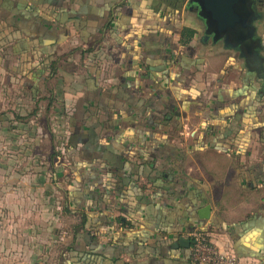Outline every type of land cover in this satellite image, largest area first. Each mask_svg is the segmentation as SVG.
I'll return each instance as SVG.
<instances>
[{
	"label": "crops",
	"instance_id": "0c3cea01",
	"mask_svg": "<svg viewBox=\"0 0 264 264\" xmlns=\"http://www.w3.org/2000/svg\"><path fill=\"white\" fill-rule=\"evenodd\" d=\"M248 6L239 40L231 31L206 37L205 19L189 0H0V107L17 100L24 78L50 70L43 60L54 59L55 74L39 81L67 71L74 88L62 153L71 158L67 187L56 177L59 164L44 167L35 143L24 150L30 167L16 174L5 147L11 137L0 125V251L37 264L65 236L56 264H193L180 238L191 244V233L201 231L239 264H264V74L247 64L264 66V0ZM183 28L196 34L188 45L182 36L181 46ZM81 74L101 78L78 85L73 77ZM35 82L33 96L41 88ZM95 87L96 96L87 95ZM177 104L182 124L162 115ZM193 108L198 124L190 130ZM3 110L2 125L28 115ZM194 156L209 158L192 163ZM11 182L18 183L13 192ZM44 186L55 193L44 197ZM78 211L86 223L76 235ZM63 214L77 220L60 237L57 223L52 230L44 220Z\"/></svg>",
	"mask_w": 264,
	"mask_h": 264
},
{
	"label": "rangeland",
	"instance_id": "374dc122",
	"mask_svg": "<svg viewBox=\"0 0 264 264\" xmlns=\"http://www.w3.org/2000/svg\"><path fill=\"white\" fill-rule=\"evenodd\" d=\"M76 58H78V60L76 59L77 62L80 63V60H79L80 56L79 57L76 56ZM87 63L93 64L94 61L88 60ZM247 64L254 67L257 71H259V73L263 72L262 74H264V66L261 65L258 60L247 59ZM90 66H88L89 67L88 71L92 70ZM63 73L65 74V76L63 77L58 76L56 80H54L53 82L49 84H45V83L43 84V81L42 80L39 81L37 77H32L31 78L32 80L24 78L23 81H20V84L22 83L21 86L24 87L23 90L21 91V93H16L17 100H15V98H12L11 99L12 105L9 108H5V110H3L2 107H0V113L2 110L6 112V111H9L10 109L11 111L14 109V110H19L23 114L30 115L36 109L35 108L36 102L33 100V94L35 90L31 91V88H32L31 81L34 80L36 81L35 83H39V86L41 87L40 89H38L40 90V97L41 96L49 97L51 94L47 90L52 86L56 88V93L54 94V96H56L57 100H55L54 102H57V106L51 107V109L47 111L45 107L48 101L43 100L42 103L40 104V107L42 110L38 113L39 116L37 118L32 116L28 118L26 122H22L19 120H8L6 118L4 125H2L3 123L0 120V125L4 127L3 129L6 132H8L11 137L8 140L9 145H5V147L6 148L8 147L9 149H11V152L9 154H11V161H12L11 163H12L13 171L16 172V174H19L21 173V171L18 168H21V170H23V168L30 167V165L26 166L25 163L27 161H32V156L24 155V150L29 149V148H34L32 147V144L34 143L38 144L39 145L38 147H40L41 152H42V161L45 162L44 167L49 165L50 160H52L56 164H59V169H58V172L56 173V177L58 178V181L60 185L62 186V188L67 187L68 184H70L65 178V175L67 173L65 169L66 167L65 165L68 166L67 163L68 161L71 160V158L69 156L62 155V153L64 152L65 148L68 149V147H65L67 143L66 137L69 134L68 119L73 109L72 104L69 101V100H72L70 99L71 94L69 93H72L74 90V88L72 87L70 83L72 76H70V74H68L67 71H63ZM97 77L101 78L100 75L96 77L87 78L86 75L81 74V75L74 76L73 79L75 80L73 82L77 83L78 85H80V83L85 84V85H89V84L91 85L92 82L95 83L97 81ZM88 79H90L91 81H89ZM139 79H142V77L141 76L137 77L135 82L136 83L138 82V84H139ZM176 86L177 85L173 87L175 91L174 94L175 96L177 95L179 97L182 92V87H176ZM33 87L35 89L37 85L35 86L33 85ZM99 87L100 86L98 84V87H97L98 91H99ZM95 89L96 87L93 88V90L87 95L92 94L94 91L95 96H96ZM12 93L10 94L12 95ZM115 110H118V109H114L113 111H110V112L114 114ZM168 110L172 112L173 116L177 119V121L179 122L182 121L181 119L182 118V108L179 107L178 104L176 106L175 105L170 106ZM194 111H195L194 108L188 109L187 121L191 122V126L190 128H188L190 130L193 129L194 126L198 124V123H195L196 115L194 114ZM125 113L128 114L127 111ZM8 115L12 117L13 119L14 116L10 112H8ZM114 121L115 119L111 121V124H113ZM187 137H188L187 145L190 146L191 148L195 147L194 140L190 138V135ZM174 143L181 146L182 143L180 141V136L175 138ZM20 149L23 150V152H20ZM206 156H203V158L194 156L191 158V162L192 163L195 162V159L197 162H199L200 159L203 162H207L209 157H206ZM24 157L27 158V161L23 159ZM1 158L3 157L0 156V160ZM14 163L16 165H13ZM47 177H48V182L50 183L51 178H50L49 172L47 173ZM16 185H18L17 182L10 183L12 192L14 188H18L16 187ZM50 193L54 194L55 192L54 190L51 191L50 189H46V186H44V192H43L44 197H50ZM58 197H60V201L62 202L64 199L63 191L59 190ZM52 206L53 204H49V205H45L44 208L52 207ZM54 211L56 210L54 209ZM54 211L51 212L50 214H53ZM72 220H77V219H73L72 217H68L63 214L62 216H60L59 218H56L55 220H53V218L44 220V223L47 222L49 224L48 225L49 228L53 227L52 230H54L55 226L51 225V223L52 222L57 223V228L60 227L62 229L60 237H63V234L66 235L67 223H71ZM2 228H3V222L0 216V230H1L0 239L1 240H2V237H1ZM65 238L66 237L64 236V239H62L63 244L59 243L58 249H55L52 252L50 250L44 249V251L40 255V258L37 264H56V259L57 257H59L58 255H60L59 251L61 250V247L63 245H66L67 243L66 241L67 239ZM0 252H1L0 253V264H21V263H16V259H17L16 253H11L7 251H0ZM27 264H35V263L28 261Z\"/></svg>",
	"mask_w": 264,
	"mask_h": 264
},
{
	"label": "water",
	"instance_id": "95a60500",
	"mask_svg": "<svg viewBox=\"0 0 264 264\" xmlns=\"http://www.w3.org/2000/svg\"><path fill=\"white\" fill-rule=\"evenodd\" d=\"M254 0H189V4L197 5L195 10L205 19L206 37L210 35H228L230 32L236 39L246 38L245 16L248 3ZM200 217L207 219L211 213V206L207 205L200 210ZM180 244L190 246V240L181 237Z\"/></svg>",
	"mask_w": 264,
	"mask_h": 264
},
{
	"label": "built area",
	"instance_id": "2783aa9c",
	"mask_svg": "<svg viewBox=\"0 0 264 264\" xmlns=\"http://www.w3.org/2000/svg\"><path fill=\"white\" fill-rule=\"evenodd\" d=\"M190 237L193 264H239L236 254L221 251L205 232L194 231Z\"/></svg>",
	"mask_w": 264,
	"mask_h": 264
},
{
	"label": "trees",
	"instance_id": "16d2710c",
	"mask_svg": "<svg viewBox=\"0 0 264 264\" xmlns=\"http://www.w3.org/2000/svg\"><path fill=\"white\" fill-rule=\"evenodd\" d=\"M195 34H196V31H195L194 29H191V28H183V31H182V29H181V32H180V41H179L180 45L182 46V41H183V40H182V36L184 37L183 44H184V45H188V44H190V42L193 40ZM41 63L44 64V65H47V66L49 67L50 70H49V71H39V73H38V72H36V73H32L31 76H33V77H37V78L39 79V78H41L44 74H48V77L46 76V80H47V79H50V78H53V76H54V74H55V71H54L55 61H54V59H52V60H51V59L43 60ZM41 63H40V64H41ZM37 78H36V79H37ZM50 94H51V96H49V97H45V96H41V97H40V93L37 92V93L33 96V99L35 100L36 105H37V107H36V109L33 111V113H31L30 115H27V117H25V116H20V115H16V120H20V121H22V120H24L25 118H29V117H31V116H35L36 113H37V111L40 109V105H39V104H40L43 100H46V99L49 101L48 104H47V106H46L47 111L50 110L51 107H52L53 102L55 101V100H54V94H53V93H50ZM161 111H164V113H163L162 115H163L167 120H169L168 117H172V116H173L172 112H171L170 110H168V107H167V108L164 107ZM67 208H68V207L65 206V207H64V211L69 212ZM78 215H79V217H80V219H81V222H80L78 225H76V227H75L76 235H77L78 232H80L82 229H84V225H85V223H86V217H85L84 213H83L82 211H78ZM190 246H191V244H190ZM80 260H82V256H80Z\"/></svg>",
	"mask_w": 264,
	"mask_h": 264
}]
</instances>
